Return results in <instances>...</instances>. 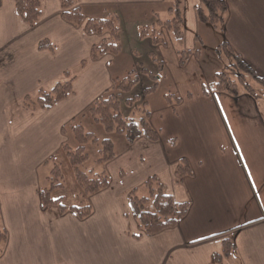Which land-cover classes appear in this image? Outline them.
Returning <instances> with one entry per match:
<instances>
[{
    "label": "crops",
    "instance_id": "0c3cea01",
    "mask_svg": "<svg viewBox=\"0 0 264 264\" xmlns=\"http://www.w3.org/2000/svg\"><path fill=\"white\" fill-rule=\"evenodd\" d=\"M74 1L85 17L80 25L62 19L60 0H41L34 27L21 20L14 0H2L0 6V228L7 232L0 264H264V95L232 97L209 87L213 83L204 79L200 50L194 53L214 29L198 22L200 0H181L182 42L163 31L164 42L158 44L151 30L156 20L171 18L173 0ZM225 1L224 27L216 29L219 45L226 41L264 77V0ZM110 15L119 28L133 21L131 32L137 43L143 41L145 58L125 47L91 59L92 46L110 33L87 34L85 23ZM43 39L53 51L37 48ZM184 50L191 53L181 66L178 52ZM145 60L156 73L170 76L177 93L171 102L152 104L157 89L144 98L158 141L140 137L128 144L120 134L105 135L115 158L92 170H106L109 185L86 195L75 181V195L83 199L77 206L90 205V216L80 220L55 205L42 208L39 190L48 187L49 165H68L62 146L79 145L70 125L111 89L114 79L139 67L148 70ZM69 78L72 92L51 109L24 104L25 96L36 98L41 89ZM181 158L192 173L178 183L175 168ZM152 175L175 202L189 204L188 212L175 227L137 239L140 230L128 194ZM225 238L237 252L216 262L213 254L222 253Z\"/></svg>",
    "mask_w": 264,
    "mask_h": 264
},
{
    "label": "trees",
    "instance_id": "16d2710c",
    "mask_svg": "<svg viewBox=\"0 0 264 264\" xmlns=\"http://www.w3.org/2000/svg\"><path fill=\"white\" fill-rule=\"evenodd\" d=\"M74 0H60L61 17L74 25H80L85 17L80 6H74ZM2 0H0V6ZM16 13L21 20L30 27H34L41 15V0H14ZM227 3L225 0H200L196 6V16L198 22L211 25L213 28L222 30L227 13ZM171 18L166 21L156 20L154 29L150 35L155 44L164 42L163 31H166L172 38L181 43L183 39L182 26L183 16L181 10V0H173L169 8ZM160 27L157 30L155 27ZM147 30V28H144ZM144 29L141 34L145 35ZM84 31L87 34H101L108 31L110 37L103 39L100 43L91 48V59L96 60L99 56L110 53L120 52V44L117 26V18L109 16L106 18H90L86 21ZM156 31V33H155ZM39 50L53 51L54 46L49 40L43 39L37 44ZM199 48L194 53L197 54ZM218 54L225 53L229 59L228 65L222 72L216 74L215 81L209 86L213 91L223 92L232 97H238L241 92L255 96V91L251 82L264 86V77L257 75L249 65H247L226 41H223L216 47ZM191 51H179V64L183 66L186 63ZM153 56V52H152ZM84 63V61H82ZM159 68L161 65L159 64ZM161 70V69H160ZM67 77V72L64 73ZM141 77L148 78L150 83H146L141 88ZM158 77L149 72L146 68L130 70L126 76L121 79H114L111 89L106 90L99 96L80 117L89 116L92 121L101 125L106 133H116L123 135L128 144L134 143L138 138L144 137L151 142L158 141V132L149 122L150 112L145 108V96L153 93L157 89ZM73 78L57 82L51 90H40L36 98L24 97V104L30 109L49 110L59 101L65 99L72 92ZM203 91L206 93L205 88ZM171 102L170 97L166 98ZM175 101H179L176 98ZM142 103V104H141ZM128 110V111H127ZM75 121V119H73ZM70 130L74 139L78 142L77 147L69 144L62 146L68 161L73 169L74 176L84 194L91 195L105 189L110 182L106 170L94 172L92 169L84 171L80 168L88 160L83 143L93 141L99 145V164L107 163L115 158L114 144L111 139L104 138L98 141L92 132L84 130L82 125L73 123ZM65 133V128H62ZM171 144L174 141L171 140ZM191 168L185 158H181L175 168L176 181L182 182L183 179L191 175ZM123 175V173H121ZM49 186L39 190V197L42 208L57 206L61 214L70 211L80 220L90 216L92 208L90 205L71 206L67 208L60 199H53L51 193L56 188L63 187V176L59 164L54 163L48 177ZM129 206L133 218L137 222L140 233L134 235L139 239L143 234L155 235L166 229L176 226L188 212L189 204L187 202L177 203L165 190L164 184L156 175L148 177L140 187L133 188L129 194ZM233 229L221 232L217 235L226 234ZM7 240V232L0 228V254ZM236 246L229 238H225L222 243V253L213 254L216 262H221L223 258H229L236 254Z\"/></svg>",
    "mask_w": 264,
    "mask_h": 264
},
{
    "label": "rangeland",
    "instance_id": "374dc122",
    "mask_svg": "<svg viewBox=\"0 0 264 264\" xmlns=\"http://www.w3.org/2000/svg\"><path fill=\"white\" fill-rule=\"evenodd\" d=\"M132 22L133 21L127 22L125 27L123 26L121 28L118 27L119 28L118 37H119L120 50H123L125 47H128L130 50L136 49L139 51V55H138L139 58L143 59L145 58V54L143 52L144 49L140 45V44H143V41L141 43H137V41L135 40L134 34L131 32L134 27ZM124 33L127 34L128 37H124ZM219 38H220V33L216 31V29L214 28L208 35L204 34L203 43L199 45V50H200L199 62L202 64V68L204 70V79L210 84L213 83V81H215L216 74L219 72H222L229 63V59L227 58L225 53L218 54L216 52V47L220 43ZM142 65L146 66L149 72H152L154 75H157L158 77V85H157V91H156L157 93L156 95H154V97H152L154 99L152 101V104H154L155 102L161 103L165 98L167 97L172 98L173 95L177 94L175 84L169 75L156 73L155 66H151L150 64H147L146 60L143 62ZM147 79L148 78L146 77H141L140 85H139L141 88L145 87L146 85L145 82ZM177 80L179 82L181 81L180 78H177ZM179 84L182 85V83H179ZM251 84H252V87L256 95L260 96L262 95V92L264 95V86L258 83H255V82H251ZM83 119L84 117H80L79 121L76 120V123L78 122V124L82 125L85 131L92 132L98 141H101V139H103L105 135L112 136L110 134H114V135L116 134V133H106L101 127V125L92 121V119L89 116H85V119L84 120ZM116 135H119V134H116ZM115 142H116L115 145L117 146V143H119V141L115 140ZM83 145L85 147L84 148L85 152L88 155V160L85 162L84 165L82 164L80 168L82 170L84 169H88V170L93 169L95 171L98 170L99 169V163L97 162V159L99 157L98 143L93 142V141H88L86 143H83ZM56 159L63 161L62 155H57ZM58 160H55V162H57ZM52 164L49 165L50 170L52 169ZM62 165L63 166L61 167L59 165V167H60L61 174L63 176V187L54 189L51 193V197L52 198H62L60 201L67 206H70V205L77 206L80 202L83 201L82 197L75 195L74 190L78 182L76 181L73 169L71 165L69 164V161H68V165H66L65 162H62ZM75 181L77 182V184ZM48 186H49V182H48Z\"/></svg>",
    "mask_w": 264,
    "mask_h": 264
}]
</instances>
